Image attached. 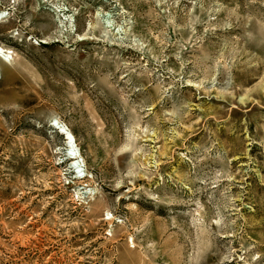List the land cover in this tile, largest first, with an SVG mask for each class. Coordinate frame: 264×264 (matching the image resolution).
Returning a JSON list of instances; mask_svg holds the SVG:
<instances>
[{
  "label": "rangeland",
  "instance_id": "rangeland-1",
  "mask_svg": "<svg viewBox=\"0 0 264 264\" xmlns=\"http://www.w3.org/2000/svg\"><path fill=\"white\" fill-rule=\"evenodd\" d=\"M0 264H264V0H0Z\"/></svg>",
  "mask_w": 264,
  "mask_h": 264
},
{
  "label": "bare ground",
  "instance_id": "bare-ground-1",
  "mask_svg": "<svg viewBox=\"0 0 264 264\" xmlns=\"http://www.w3.org/2000/svg\"><path fill=\"white\" fill-rule=\"evenodd\" d=\"M65 137H66V140H68L69 142H67L69 145L71 144L72 142V137H71V134H69L68 132L64 131L61 132Z\"/></svg>",
  "mask_w": 264,
  "mask_h": 264
},
{
  "label": "water",
  "instance_id": "water-1",
  "mask_svg": "<svg viewBox=\"0 0 264 264\" xmlns=\"http://www.w3.org/2000/svg\"><path fill=\"white\" fill-rule=\"evenodd\" d=\"M61 132H63V130Z\"/></svg>",
  "mask_w": 264,
  "mask_h": 264
}]
</instances>
